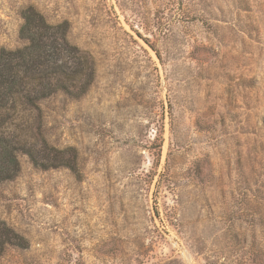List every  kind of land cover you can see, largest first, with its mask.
I'll return each instance as SVG.
<instances>
[{"label": "rangeland", "instance_id": "rangeland-1", "mask_svg": "<svg viewBox=\"0 0 264 264\" xmlns=\"http://www.w3.org/2000/svg\"><path fill=\"white\" fill-rule=\"evenodd\" d=\"M29 6L96 73L20 115L71 166L0 182V264H264V0H0V46Z\"/></svg>", "mask_w": 264, "mask_h": 264}, {"label": "trees", "instance_id": "trees-1", "mask_svg": "<svg viewBox=\"0 0 264 264\" xmlns=\"http://www.w3.org/2000/svg\"><path fill=\"white\" fill-rule=\"evenodd\" d=\"M22 18L19 35L24 44L0 46V182L18 175L22 154L42 169L71 166L64 150L50 146L41 132H25L22 122L31 118L20 115L39 110L43 101L59 93L80 98L96 73L92 55L69 40L68 21L50 23L33 6L23 9ZM15 119L21 122L15 124ZM27 246L24 237L0 220V256L7 247Z\"/></svg>", "mask_w": 264, "mask_h": 264}]
</instances>
